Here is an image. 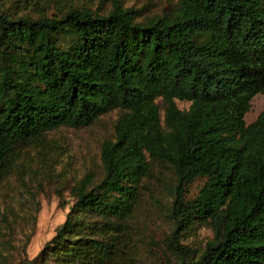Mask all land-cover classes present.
I'll list each match as a JSON object with an SVG mask.
<instances>
[{"label": "trees", "instance_id": "trees-1", "mask_svg": "<svg viewBox=\"0 0 264 264\" xmlns=\"http://www.w3.org/2000/svg\"><path fill=\"white\" fill-rule=\"evenodd\" d=\"M48 8H0V181L19 144L121 113L102 177L72 186L64 221L28 264H132L128 218L151 162L175 175L165 244L176 264H264V110L245 121L264 94V0H178L172 16L144 22L121 0L106 14ZM196 222L213 232L198 255L180 242Z\"/></svg>", "mask_w": 264, "mask_h": 264}, {"label": "rangeland", "instance_id": "rangeland-1", "mask_svg": "<svg viewBox=\"0 0 264 264\" xmlns=\"http://www.w3.org/2000/svg\"><path fill=\"white\" fill-rule=\"evenodd\" d=\"M35 3V4H33ZM123 7L137 11L136 21L144 22L155 16H172L178 0H121ZM48 5V15L64 12L70 7L88 8L106 14L111 0H0V8L11 15L42 13ZM162 105L160 98L156 99ZM186 110L189 102L175 100ZM264 110V94H256L245 114L246 123L253 122ZM113 109L100 115L91 125L80 128L59 127L49 131L44 141L21 143L16 147V159L9 173L0 181V264H28L64 221L74 201L72 186L85 175H93V183L103 174L100 160L104 140L114 137V124L120 115ZM161 125L163 112L161 110ZM151 173L139 186L136 202L128 223L135 245L132 264H176L177 258L166 249L165 239L173 228L169 215L175 184L172 169L151 162ZM204 179H195L187 187L185 198L197 193ZM208 224L196 222L180 242L198 255L212 238ZM31 264H41L39 261Z\"/></svg>", "mask_w": 264, "mask_h": 264}]
</instances>
